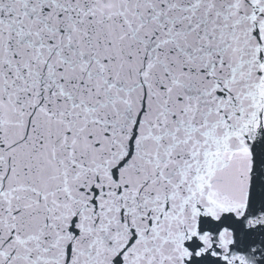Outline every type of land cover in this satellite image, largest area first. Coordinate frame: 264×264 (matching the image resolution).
<instances>
[{
	"label": "snow or ice",
	"instance_id": "1",
	"mask_svg": "<svg viewBox=\"0 0 264 264\" xmlns=\"http://www.w3.org/2000/svg\"><path fill=\"white\" fill-rule=\"evenodd\" d=\"M0 264H264V0H0Z\"/></svg>",
	"mask_w": 264,
	"mask_h": 264
}]
</instances>
